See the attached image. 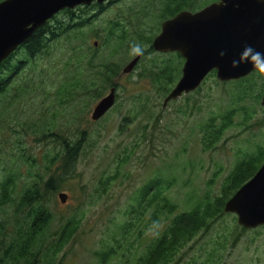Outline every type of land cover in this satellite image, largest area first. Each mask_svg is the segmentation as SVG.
<instances>
[{"label": "rangeland", "instance_id": "1", "mask_svg": "<svg viewBox=\"0 0 264 264\" xmlns=\"http://www.w3.org/2000/svg\"><path fill=\"white\" fill-rule=\"evenodd\" d=\"M116 10V6H109L98 13L93 18L95 28L102 27ZM89 14L96 11L90 10ZM97 40L90 34L88 43L92 45ZM87 51L81 41L60 37L51 43L49 56L43 57L34 68L25 67L0 99V167L18 170L15 183L20 189L38 179L36 176L47 179L50 167L59 166L45 161L49 145L39 141V130L32 132L35 125L56 123L58 128L69 126L74 132L86 128L93 143L91 150L87 146L86 151L77 153L73 171L55 169L60 189L54 195H47L54 216L51 231H59L67 219L78 220L75 232L53 258L57 264H98L95 251L119 237V225L127 220L128 211L137 203V191L149 179L157 176L172 179L168 195L182 211L190 199L202 197L212 177L211 194L219 193L234 159L264 144V124H260L264 106L246 97L241 103L246 112L241 110L234 115V125L224 132L214 148H202L200 124L212 113L220 114L238 105L233 84L217 86L216 77L206 79L200 93L190 95L188 100L182 95L161 106L165 98L158 97L148 80L136 78L138 69L132 74L121 72L116 79L119 87L115 105L98 121L91 119V112L100 98L83 100L82 88L75 95L79 100L59 104L64 97L57 89L66 76L76 70L81 72L78 76L86 79L83 69ZM124 56L122 53L115 58L122 69L128 62H121ZM138 97L145 100V109L134 102ZM247 114L250 116L242 124ZM54 132L55 129L48 134L55 135ZM109 177L107 189L99 193L101 183ZM59 192L67 194L64 203L58 199ZM8 216L11 218V211ZM164 224L161 221L145 230L139 246L155 236ZM231 225V217L225 215L214 230L221 231ZM256 230L246 231L239 243L223 254L221 264H264V226ZM197 246L184 249L177 264H203L204 255L199 254Z\"/></svg>", "mask_w": 264, "mask_h": 264}, {"label": "trees", "instance_id": "2", "mask_svg": "<svg viewBox=\"0 0 264 264\" xmlns=\"http://www.w3.org/2000/svg\"><path fill=\"white\" fill-rule=\"evenodd\" d=\"M213 1L109 0L101 4L93 2L61 10L32 34L17 56L0 62V99L8 88H12V81L25 67L34 68L43 57L49 56L51 43L60 37L81 41L83 48L88 50V58L83 69L86 79L78 76L81 72L74 70L59 83L57 93L64 97L59 104L79 100V96L75 95L81 88L83 100L99 99L111 87L116 90L119 87L116 79L122 67L115 58L123 53L125 56L121 62L132 59L136 54L132 53L131 48L136 43L143 47V53L130 73L138 69L136 78L148 80L158 97L164 99L180 77L184 60L178 52L155 51L151 46L153 37L165 19L182 10L197 11ZM109 6H116V12L102 27L95 28L93 18ZM90 10H95L96 14H89ZM90 34L98 39L96 46L88 43ZM78 48H81L80 44ZM103 48L105 50L102 52ZM74 73L76 76L72 75ZM209 77H216L214 70L196 90L184 94L186 100L190 95L200 93ZM227 83L233 84V90L236 91L234 98L238 105L220 114L212 113L200 124V142L204 150L215 147L224 132L234 125L233 117L237 112H246L241 105L246 97L253 98L256 103L261 101L264 75L258 71H252L236 80L220 82L215 79L217 86ZM134 102L145 109L142 97L134 99ZM194 105L200 109L195 102ZM249 116L247 114L243 118L242 124H245ZM260 124H264V118ZM35 127L31 129L32 132L39 130V141L49 145V150L44 154L45 161L51 165L58 163L57 169L73 171L79 148L83 146L82 151H86L87 146L89 150L93 147L86 128L74 132L69 130V126L58 128L56 123L49 122ZM54 129L55 140L48 134ZM125 160H122L123 163ZM263 161L264 144H258L253 151L234 159L232 168L221 182L219 193L211 194L210 186L214 182L212 177L202 197L198 200L190 199L187 208L182 211L168 195L172 179L158 176L149 179L137 191V203L128 211L127 220L119 225V237H114L112 244L95 251L98 264H177L181 255L194 244L198 245L196 250L199 254L204 255L203 264H221L223 254L234 248L246 231L251 230L240 226L235 214L224 212V204L251 178ZM56 168L50 167L51 173L47 179L36 176L38 179L22 185L20 189L15 183L18 170L0 167V264L58 263L53 258L75 232L78 220L67 219L59 231L49 229L54 216L47 195H54L60 189L58 177L55 176ZM109 179L101 183L99 193L105 192ZM13 206L16 209L12 210ZM10 211L12 220L8 216ZM225 215L231 217V227L215 231V225ZM161 221H165L164 227L142 247L139 246L138 241L145 238V230L157 226Z\"/></svg>", "mask_w": 264, "mask_h": 264}, {"label": "water", "instance_id": "3", "mask_svg": "<svg viewBox=\"0 0 264 264\" xmlns=\"http://www.w3.org/2000/svg\"><path fill=\"white\" fill-rule=\"evenodd\" d=\"M108 1L1 0L0 62L61 10ZM245 45L264 53V0H215L197 11L182 10L162 21L152 39V48L162 53L178 52L184 60L181 75L166 95L163 106L196 90L213 70L222 82L255 71L247 63L232 67V60L238 58ZM221 51L225 52L223 57ZM139 58L140 55H136L130 59L122 73H130ZM115 97V87H111L94 105L91 119H100L114 105ZM260 102L264 106V88ZM57 196L61 203L67 199L63 192ZM223 210L235 214L237 223L244 228L264 226V161L227 199Z\"/></svg>", "mask_w": 264, "mask_h": 264}, {"label": "clouds", "instance_id": "4", "mask_svg": "<svg viewBox=\"0 0 264 264\" xmlns=\"http://www.w3.org/2000/svg\"><path fill=\"white\" fill-rule=\"evenodd\" d=\"M131 51L133 54L141 55L143 47L139 44H133ZM225 52L221 51L220 56L223 57ZM232 67L239 68L241 64H251L252 68L261 74H264V53L255 50L251 45H245L238 58L232 60Z\"/></svg>", "mask_w": 264, "mask_h": 264}, {"label": "flooded vegetation", "instance_id": "5", "mask_svg": "<svg viewBox=\"0 0 264 264\" xmlns=\"http://www.w3.org/2000/svg\"><path fill=\"white\" fill-rule=\"evenodd\" d=\"M0 1H1V0H0ZM37 29H38V28H37ZM37 29H36V30H37ZM36 30H35V31H36ZM35 31H34V32H35ZM34 32H33V33H34ZM33 33H32V34H33ZM32 34H31L30 36H28L27 39H26L24 42H22L21 44H19V45L17 46V48H15V50H13V51H12V52H11L6 58H8V57H9V58H12V57H14V56H17L18 53L20 52L22 46H23V45L29 40V38L32 36ZM6 58H5V59H6ZM5 59H3L2 61H4ZM116 91H117V89H116ZM104 95H105V94H104ZM115 100H116V97H115ZM112 108H113V107H112ZM112 108H111V109H112ZM111 109H110V110H111ZM110 110H109V111H110ZM109 111H108V112H109ZM106 113H107V112H106ZM106 113H105V114H106ZM105 114H104V115H105ZM104 115L102 116V118L104 117ZM100 119H101V118H100ZM100 119H98V120H100ZM98 120H93V121H98ZM51 137H52L53 140H55V136H54V135H52ZM82 149H83V146L79 148L78 152H81Z\"/></svg>", "mask_w": 264, "mask_h": 264}]
</instances>
